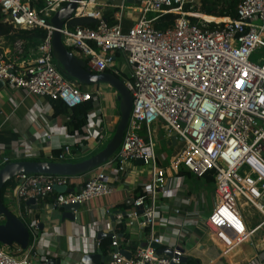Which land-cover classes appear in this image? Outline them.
Segmentation results:
<instances>
[{"label": "built area", "instance_id": "obj_1", "mask_svg": "<svg viewBox=\"0 0 264 264\" xmlns=\"http://www.w3.org/2000/svg\"><path fill=\"white\" fill-rule=\"evenodd\" d=\"M69 1L0 0L4 20L13 29L40 28L46 32L26 57L22 38H16L8 52H0V79L4 80L1 89L59 100L69 108L93 101L82 132L69 134L67 126L45 125L40 148L19 141L20 147L11 150L12 156L5 155L2 148L0 167L38 157L41 145L55 136L64 141L59 138L58 155L47 156L59 162L81 160L106 141L105 129L94 122L100 103L99 85L82 89L64 75L51 53L55 29L50 19ZM195 1H77L71 18L89 17L97 23L70 26L71 18L64 21L59 30L62 42L92 72L118 76L131 93L133 104L122 142L105 164L78 180L72 176L18 174L14 187L5 189L4 194L12 200L10 211L27 225L31 241L37 236L39 223L29 198L34 199L36 207L43 206L50 195L57 208L69 203L81 206L111 195L138 165L147 166L149 174L144 178L140 169L134 172L139 195L130 196L125 212L128 218L123 220L118 213L116 219L126 227H142L144 243L127 250L130 257H126L120 252L123 241L111 232L110 260L105 264H182L180 244L188 237L190 227L205 217L209 237L213 231L221 238L232 237L235 244L230 250L256 231H264V0H239L235 16L220 22L197 19L187 11L185 5L191 8ZM110 7L117 10L114 22L108 24L103 10ZM126 10L135 16H127ZM168 13L176 16L172 23L156 27L160 15ZM115 51L120 55L116 56ZM254 55H260L261 62H253ZM120 56L125 58L124 72L116 60ZM153 123L165 124L179 141L178 150L163 165L158 164L156 144L151 139ZM143 127L146 138L140 133ZM138 159L143 163L135 165ZM180 169L196 178L214 171L211 210L200 204L189 211L182 205L179 197L185 185ZM55 187L63 191L54 192ZM222 203L235 207L240 236L230 226H223V221L209 220ZM242 206L259 214L261 219L253 227L247 225ZM139 207L142 213L137 214ZM206 211L205 217L201 216ZM169 221L175 231L159 235L158 230ZM154 244L171 249L172 255L158 252ZM12 245L0 244V264H54L48 253L32 255L31 242L27 250Z\"/></svg>", "mask_w": 264, "mask_h": 264}, {"label": "crops", "instance_id": "obj_2", "mask_svg": "<svg viewBox=\"0 0 264 264\" xmlns=\"http://www.w3.org/2000/svg\"><path fill=\"white\" fill-rule=\"evenodd\" d=\"M103 1L106 0H97L100 3H103ZM199 4L200 0H196L192 6H198ZM190 13L195 16L194 12ZM195 14L201 16V18H207V15L197 12ZM221 18L225 19L226 17ZM9 50L10 45H7V47L0 46V52H8ZM90 86H92V89L96 87V85ZM97 87L101 92L100 85ZM110 95H113V101L116 102L114 91ZM50 108V102L45 97L23 96L8 89H0V149L3 148L5 155L12 156L11 150L17 146L20 147L19 141L34 146V148H40L39 139L46 129L45 125L64 127L59 116L51 115ZM113 109L110 114H107L106 108L101 103H98L95 109L98 112V117L94 119V122L105 129L106 140L110 138L115 127L116 120L114 116L116 115ZM152 132L156 143L155 148L158 144H163L165 148H172L170 155L163 153L160 156V165H163L178 150L179 141L177 139H175V142L170 141L172 132L166 128H160L158 125L153 127ZM59 138L64 141L61 136L52 137L50 143L41 145L42 148L39 150L38 157L31 158V160H48L47 155L53 151H59ZM83 176L77 177L76 180L82 179ZM192 179H195V177H184L185 190L180 193L181 196L179 197V201L189 211L196 210L200 204L206 207L203 198L201 197V200L198 193L193 189V185L190 183ZM125 180L118 184L111 195L98 197L81 205L80 209L75 212L76 219L73 221L61 217V209L54 206L52 195L46 198L44 205L41 207L30 204L34 208V213H36L35 218L43 226L42 230H38L37 236L34 239L32 238V255L34 253L35 257H39L44 253H48L51 260H55V264H81L80 259L83 253H92V251L101 249L99 243L96 245L97 241L103 239H96L98 231L117 233V236L121 239L122 234L115 231V227L122 221L119 222L116 219V214L121 213L124 217L123 220L128 218L127 213H125L127 203H129L130 196H133L137 187L133 176L128 174ZM61 191L63 189L54 188V192ZM3 200L9 209L13 208L12 200L6 194L3 195ZM230 206L228 203L217 205L209 220L214 223L221 220L223 226H230L237 234L240 232L239 220L234 212L235 207L231 208L232 206ZM245 219L247 225L251 227L248 219L246 217ZM167 223V226L158 230L159 235L175 231L174 224L171 221ZM228 230L230 229L228 228ZM125 232L128 234L129 243L135 242L136 246L144 243L145 230L142 227L135 224L126 227ZM228 235L232 236V231H229ZM210 236L211 238L208 234L202 233L200 222L190 227L188 237L180 244L187 260L189 258L196 259L197 261L194 264H264V259H259V254L264 250V242L262 241L264 231H256L250 239L241 241L232 250L230 248L235 244L232 237H230L231 239L228 237L221 238L219 233L214 231L210 233ZM237 236H240V234H237ZM237 236H235V240ZM129 243L123 246L122 242L121 246L125 250H131ZM228 249L230 251L225 253ZM104 254H109V251Z\"/></svg>", "mask_w": 264, "mask_h": 264}, {"label": "water", "instance_id": "obj_3", "mask_svg": "<svg viewBox=\"0 0 264 264\" xmlns=\"http://www.w3.org/2000/svg\"><path fill=\"white\" fill-rule=\"evenodd\" d=\"M77 1L71 0L64 4L62 8L57 11L50 19V23L54 27V32L51 37V53L53 58L58 64L61 71L66 77L76 81L81 86L88 85H100L105 84L109 88H113L115 92V100L118 102V118L115 122L113 133L109 140L103 145V147L90 155V157L79 160V161H65L59 162L54 160H31V159H19L4 164L0 167V192L3 186L11 179L17 177L18 174H50L59 176H72L79 177L89 173L91 170L105 164L109 159L112 158L114 153L118 150L122 142L123 135L128 126L127 122L129 119L130 111L132 109V96L131 93L126 89L122 80L108 72L94 73L89 67H86L84 60L75 56L62 42L61 33L59 32L64 21L70 19L72 14L77 7ZM130 1V0H129ZM135 3L138 0H134ZM9 72V71H8ZM4 86V80L0 79V89ZM175 135H172L170 141L175 142ZM135 165L142 164V159L135 160ZM58 188V187H56ZM61 189V188H58ZM29 204L34 203V199L29 198ZM61 217L69 220H75V212L80 209L78 203H69L62 207ZM142 213V207L137 209V214ZM0 244L10 247L15 244L27 250L31 242V235L29 229L24 222L17 217L0 199ZM42 224L38 225L39 230H42ZM111 233H104L98 231L96 233V239L111 237ZM158 252L172 255V250L169 248L161 249L159 245H153ZM120 252L126 257H130V252L125 249H120ZM259 259H264V250L259 254ZM110 260L108 254H104L101 249L92 251V253H83L80 262L81 264H105ZM182 264H185L187 258L181 256L179 258ZM55 264V260H51ZM172 264V263H171Z\"/></svg>", "mask_w": 264, "mask_h": 264}, {"label": "trees", "instance_id": "obj_4", "mask_svg": "<svg viewBox=\"0 0 264 264\" xmlns=\"http://www.w3.org/2000/svg\"><path fill=\"white\" fill-rule=\"evenodd\" d=\"M240 1L239 0H200V4L198 6H193L189 8V5H185V8L190 12H197L204 15H213L217 16L218 19L221 17H234L236 7ZM117 10V8H106L103 10V18L106 20L108 24H111L114 22L113 19V13ZM176 16L174 14L168 13V14H161L158 20V25L156 27H163L165 25H168L172 23L173 19ZM193 21L196 19L194 17H191ZM97 23L96 19L89 18V17H77V18H71L69 20L70 26H94ZM213 23L211 22V25ZM46 35V32L44 29H13V27L7 23L4 20L3 14L0 11V38H3L5 41L10 42V47L14 40L16 38H22L25 41V49H24V57L28 56V50L34 49L38 43L44 38ZM115 55L119 56L120 52L115 51ZM65 75V74H64ZM66 76V75H65ZM70 79V78H69ZM78 84V83H77ZM79 85V84H78ZM81 86V85H79ZM52 116H59L64 124V126H67L69 134H73L74 132H82L83 128L86 126L87 123V117L89 111L93 109V101L88 100V102L82 103L80 105H76L72 108L67 107L65 104L60 102L59 100H52L49 99ZM141 135H143L144 138H146V130L143 127V130L140 132ZM103 147V145L98 149L100 150ZM53 156L58 155L59 151H53ZM179 174L192 178L194 177L191 172L185 171L183 169L178 170ZM198 181H201V188L208 187L211 188V190L214 187L215 182V176L214 171H209L205 173L202 177H195ZM14 179L9 180L6 182V184L3 186L1 192H0V199L5 204V201L3 200L4 191L7 187H14ZM197 187V185H196ZM196 189V188H195ZM139 195V190L136 189L133 193V197ZM126 207V206H125ZM125 224L124 222H121L120 224H117L115 227V231L122 234L121 240L123 241V246L125 245V242L128 239V234L125 232ZM110 242L111 238H103L99 241V246L102 249V252L107 253V251L110 250ZM129 247L131 250H134L136 248L135 242H130ZM197 260L193 258H189L185 264H194Z\"/></svg>", "mask_w": 264, "mask_h": 264}, {"label": "rangeland", "instance_id": "obj_5", "mask_svg": "<svg viewBox=\"0 0 264 264\" xmlns=\"http://www.w3.org/2000/svg\"><path fill=\"white\" fill-rule=\"evenodd\" d=\"M125 14L127 16H129V17L135 16V15H132L131 12H128L127 10L125 11ZM197 19H202V18H197ZM2 41H3V39L0 38V46L1 47L2 46L3 47H7V45H10V42H6L5 40H4L5 42L4 41L2 42ZM260 58H261L260 55H257V56L254 55V56L251 57V60L253 62H255V63H257V62L259 63V62H261V59ZM116 60L118 62V66L121 68V71H123V72L126 71L127 70V66H126V63H125V58L123 56H120V57H117ZM81 87H82V89H87V90L88 89H92V86H90V85H88V86H81ZM100 87H101V93L99 94V102L101 103V105L104 108H106L107 114H110V112L114 108L113 110H114L115 115H116V116H114V119L117 120V118H118V102L117 101L116 102L113 101L114 100L113 99V95H110L111 92L114 91L113 88L111 89V88H109L105 84H100ZM107 140L104 141L100 145V147L102 145H104L107 142ZM97 151H99V150L98 149L95 150L94 152L90 153V155H93ZM155 152H156V155H157L158 164H160V156L163 153L170 155L172 153V148H165L163 144H158ZM90 155L88 157H90ZM83 159H85V158H83ZM125 165H127V164H125ZM137 167L135 168V170H133L131 172V175L130 176H133V178H135V173L134 172L136 170H139L140 169V172H141L140 174H142V176H144V178H147V176L149 174L148 167L147 166H144V167L141 166L140 167V165H138ZM190 183L193 185V189L195 190V192L198 193V197L201 200L203 198V201L206 204V207H205L206 210H211V208L213 206V199H214V196L212 195L213 192H212L211 188H208V187L201 188V181L200 180L198 181L197 179L190 180ZM196 185H197V187H196ZM241 209H242V214L248 219V223H249V225L251 227L254 226L256 224V222L261 219L259 217V214H257V212H254L253 209H251L249 206H242ZM205 213H207V211L204 212L203 214H201V216L205 217ZM205 218L200 219L199 222L201 224L202 233H206V234L209 235ZM0 222H2V218H0ZM209 238H211V237H209ZM11 248H13V245L9 249L12 250Z\"/></svg>", "mask_w": 264, "mask_h": 264}, {"label": "bare ground", "instance_id": "obj_6", "mask_svg": "<svg viewBox=\"0 0 264 264\" xmlns=\"http://www.w3.org/2000/svg\"><path fill=\"white\" fill-rule=\"evenodd\" d=\"M194 15L196 16V17H200L201 18V16H199V15H196L195 13H194ZM202 19H204V20H209V21H222V20H224V18H219L218 19V17L217 16H213V15H208L207 14V18H202ZM155 125H158V126H160V128H166V129H168L170 132H172L165 124H161V123H153V125H152V129H153V127L155 126ZM173 135V134H172ZM172 135H171V137H170V140H171V138H172ZM154 135H153V132L151 131V139H152V142L154 143V144H156L155 143V138L153 137Z\"/></svg>", "mask_w": 264, "mask_h": 264}]
</instances>
